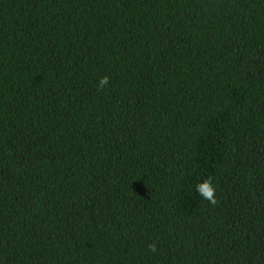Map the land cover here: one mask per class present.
<instances>
[{
  "label": "trees",
  "instance_id": "16d2710c",
  "mask_svg": "<svg viewBox=\"0 0 264 264\" xmlns=\"http://www.w3.org/2000/svg\"><path fill=\"white\" fill-rule=\"evenodd\" d=\"M0 264H264V0H0Z\"/></svg>",
  "mask_w": 264,
  "mask_h": 264
},
{
  "label": "clouds",
  "instance_id": "9594fccd",
  "mask_svg": "<svg viewBox=\"0 0 264 264\" xmlns=\"http://www.w3.org/2000/svg\"><path fill=\"white\" fill-rule=\"evenodd\" d=\"M108 83V76L104 75L99 77L97 81V88H104ZM196 192L201 195L203 198L207 199L209 203L214 204L216 202L215 200V189L211 182V178L203 180V182L196 185ZM149 249L154 251L155 250V244H150Z\"/></svg>",
  "mask_w": 264,
  "mask_h": 264
}]
</instances>
